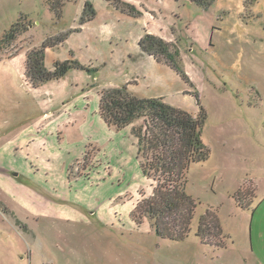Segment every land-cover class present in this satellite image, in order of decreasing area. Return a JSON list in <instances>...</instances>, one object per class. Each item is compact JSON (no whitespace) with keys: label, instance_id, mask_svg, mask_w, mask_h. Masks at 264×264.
Instances as JSON below:
<instances>
[{"label":"rangeland","instance_id":"1","mask_svg":"<svg viewBox=\"0 0 264 264\" xmlns=\"http://www.w3.org/2000/svg\"><path fill=\"white\" fill-rule=\"evenodd\" d=\"M120 1L73 0L58 19L47 0H0V39L23 16L31 25L0 55V264H264V0ZM86 2L96 16L82 24ZM145 31L179 50L185 76L163 69L155 98L206 115L210 157L188 171L196 208L181 242L133 218L156 182L130 129L99 114L102 90L133 86L119 66ZM45 42L49 70L90 72L32 88L27 53Z\"/></svg>","mask_w":264,"mask_h":264},{"label":"trees","instance_id":"2","mask_svg":"<svg viewBox=\"0 0 264 264\" xmlns=\"http://www.w3.org/2000/svg\"><path fill=\"white\" fill-rule=\"evenodd\" d=\"M71 1L47 0V3L50 11L61 19L64 6ZM84 7L82 24L92 21L96 16L91 2H86ZM24 20H27L26 16L0 39V55L28 32L31 25H26ZM49 47L53 45L45 42L27 53L25 77L32 88L58 81L72 70L90 72L89 68L76 60L56 61L53 69L49 70L45 64V51ZM139 47L142 53L185 77L179 50L174 45L156 35L145 33ZM99 114L109 128L117 131L130 129L138 149L141 171L145 177L156 182L152 197L135 208L133 218L137 222L144 219L152 221L151 225L160 237L184 241L191 232L196 208L195 201L187 193V174L191 165L205 162L210 157V151L202 141L205 113L202 111L199 115H193L171 106L163 98L139 97L125 85L100 92ZM208 226L203 218L198 229V235L203 240L210 235Z\"/></svg>","mask_w":264,"mask_h":264},{"label":"crops","instance_id":"3","mask_svg":"<svg viewBox=\"0 0 264 264\" xmlns=\"http://www.w3.org/2000/svg\"><path fill=\"white\" fill-rule=\"evenodd\" d=\"M146 32L147 31L143 34ZM142 37L143 36L141 35L140 39ZM139 41L137 42V45L139 44ZM139 49L138 45L137 50L131 53L132 57H130L129 60L125 58L122 62L123 66H119V68H126L122 73L126 76L127 80H130V82L132 81L131 83H133V86L130 87V91L139 97L148 96V98H155L157 95H154L153 93H156L155 90L158 89L162 90V94H159L158 96L163 97L164 86H167V82L162 76H159L160 72L163 71V69H166L173 75L175 74L169 67L158 63L153 57L142 54ZM176 78L177 76H175L174 80ZM121 79H123V77ZM171 86H174V83H170V90H172ZM259 213L260 209L256 208L253 213V218L255 219L253 226L255 230H264V219L262 218L260 220L258 218Z\"/></svg>","mask_w":264,"mask_h":264}]
</instances>
